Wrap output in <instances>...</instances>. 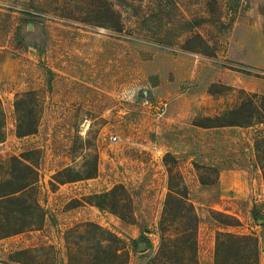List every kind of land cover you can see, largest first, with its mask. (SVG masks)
I'll list each match as a JSON object with an SVG mask.
<instances>
[{
    "label": "rangeland",
    "instance_id": "rangeland-1",
    "mask_svg": "<svg viewBox=\"0 0 264 264\" xmlns=\"http://www.w3.org/2000/svg\"><path fill=\"white\" fill-rule=\"evenodd\" d=\"M263 98L264 0H0V264H264Z\"/></svg>",
    "mask_w": 264,
    "mask_h": 264
},
{
    "label": "trees",
    "instance_id": "trees-1",
    "mask_svg": "<svg viewBox=\"0 0 264 264\" xmlns=\"http://www.w3.org/2000/svg\"><path fill=\"white\" fill-rule=\"evenodd\" d=\"M263 100H264V98H263ZM245 105H244V107H245ZM244 107L243 108H239V109L231 112V116L230 117H231V120L232 121L223 123L221 121L222 119L219 117V118L216 119V120L220 121V123L217 124V125H213L212 124V126H209V125H198L197 124V126L204 127V128H206V127L218 128V127H235V126H240L241 124L237 121V119H238V117L240 115V112H242V110L244 109ZM208 120L210 122L212 121V119H208ZM244 126H247V125H244ZM1 136H2V131L0 130V138H1ZM27 168L28 169H31V167L30 168L27 167ZM74 181H76V180H74ZM9 182L13 183L12 181H9ZM31 184L32 183H29V184L21 185L19 187L14 188L12 191H10V192H8V193H6L4 195H1L0 196V200H3L4 203H6V202H8V203H20V198H21L22 194L26 191V189L28 187L31 186ZM170 195H172V193H170ZM4 200H6V201H4ZM24 207L28 211L32 209V208H30V206H28V207L24 206ZM32 210H34V209H32ZM23 229L24 228H22V229H15L13 232H14V234L15 233H19V232L23 231ZM227 237L231 239V242L237 241L238 239H244V238H236L234 236H227ZM194 242H195V247L194 248L196 250L197 249V247H196V241H194ZM217 244H218L217 245L218 246L217 247V256H218L220 254V246L224 245V243L222 242V238L221 239L219 238L217 240ZM195 261H196V259H195ZM196 264H197V262H196ZM217 264H220V261H218ZM256 264H259V260L258 259L256 260Z\"/></svg>",
    "mask_w": 264,
    "mask_h": 264
},
{
    "label": "crops",
    "instance_id": "crops-1",
    "mask_svg": "<svg viewBox=\"0 0 264 264\" xmlns=\"http://www.w3.org/2000/svg\"><path fill=\"white\" fill-rule=\"evenodd\" d=\"M189 63H190V61H189V58H183V57H180V58H173V59H170L169 61H168V65H169V68H170V70H169V72H171L172 74H174V76H175V79H181V78H183V77H186V75L188 74V72H190L191 73V71H190V69H189ZM188 69H189V71H188ZM198 70V69H197ZM196 71V70H195ZM198 72V71H197ZM196 74V73H195ZM190 77V76H189ZM183 80H185V79H183ZM190 91L192 92H195V91H197V92H199V90H197V89H190ZM208 99L209 100H211L210 102L211 103H207V104H212V105H214V104H218V102L219 101H217L216 99H213V98H210V97H208ZM181 100V99H180ZM182 102V101H181ZM183 104H184V102H182ZM186 104V103H185ZM178 106V103H176V104H174L173 105V108H175V107H177ZM185 107H186V105H184ZM199 106V109L200 110H207L208 111V109H207V107H205L206 106V103H205V105H203V103H201L200 105H198ZM198 106H197V108H198ZM191 109V108H195V105L193 104H191V106H189V107H187V109ZM216 108V107H215Z\"/></svg>",
    "mask_w": 264,
    "mask_h": 264
},
{
    "label": "built area",
    "instance_id": "built-area-1",
    "mask_svg": "<svg viewBox=\"0 0 264 264\" xmlns=\"http://www.w3.org/2000/svg\"><path fill=\"white\" fill-rule=\"evenodd\" d=\"M166 107H167L166 105H162V106L160 107V113L165 112V111H166ZM117 139H118L117 137H113V140H114V141H117Z\"/></svg>",
    "mask_w": 264,
    "mask_h": 264
}]
</instances>
